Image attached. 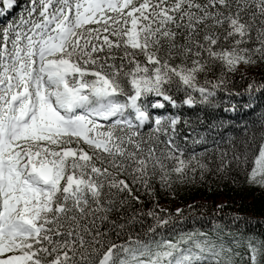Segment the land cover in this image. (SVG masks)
Returning a JSON list of instances; mask_svg holds the SVG:
<instances>
[{
	"label": "snow or ice",
	"instance_id": "6c2138e0",
	"mask_svg": "<svg viewBox=\"0 0 264 264\" xmlns=\"http://www.w3.org/2000/svg\"><path fill=\"white\" fill-rule=\"evenodd\" d=\"M229 180L264 188V0H0V264H264L159 201Z\"/></svg>",
	"mask_w": 264,
	"mask_h": 264
},
{
	"label": "trees",
	"instance_id": "16d2710c",
	"mask_svg": "<svg viewBox=\"0 0 264 264\" xmlns=\"http://www.w3.org/2000/svg\"><path fill=\"white\" fill-rule=\"evenodd\" d=\"M251 75L250 73L249 79ZM256 75L258 77L259 73L257 72ZM231 79L234 80L237 90L242 91L246 87V81L240 79L239 73ZM219 110L222 111V108ZM183 114L193 121L196 115H202L200 106L186 107ZM200 150L202 149L197 146V151ZM159 201L161 205L169 207L173 212L177 207L185 208L183 225L186 228L193 226L210 228L211 220L215 218L220 224L231 226L233 231L240 229L244 235L251 232L256 234L264 232V225L257 223V221H264V188L251 187L242 183L233 184L230 180L222 183L205 182L195 186L177 188L174 196L170 192L162 191L159 193ZM218 204L224 205L223 210L216 209L215 206ZM189 205H203L204 207H194L193 210L188 211ZM234 214H239L243 218H251L252 225L246 227L243 219L233 224L231 216ZM240 251L242 252L243 248Z\"/></svg>",
	"mask_w": 264,
	"mask_h": 264
}]
</instances>
